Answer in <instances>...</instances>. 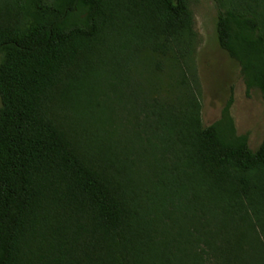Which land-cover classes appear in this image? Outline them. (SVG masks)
Segmentation results:
<instances>
[{
	"label": "trees",
	"instance_id": "obj_1",
	"mask_svg": "<svg viewBox=\"0 0 264 264\" xmlns=\"http://www.w3.org/2000/svg\"><path fill=\"white\" fill-rule=\"evenodd\" d=\"M190 2L0 0V264H264V141L237 133L233 97L209 126L186 79L138 104L154 140L137 133V159L86 111L103 75L118 91L142 65L184 71ZM215 2L264 103V0Z\"/></svg>",
	"mask_w": 264,
	"mask_h": 264
},
{
	"label": "rangeland",
	"instance_id": "obj_2",
	"mask_svg": "<svg viewBox=\"0 0 264 264\" xmlns=\"http://www.w3.org/2000/svg\"><path fill=\"white\" fill-rule=\"evenodd\" d=\"M190 8L195 18V37L191 54L182 61L184 71L165 67L160 73L146 72L142 65L138 68L141 74L133 70L129 82L118 91L111 88L114 79L104 75L95 82L96 96L92 104L86 106L93 132L100 139L112 143L119 153L138 158L134 143L139 132L143 138L149 136L154 140L150 129L154 118L148 109L138 104L151 102L153 98L173 100L182 89L183 79L200 102L204 125L209 126L219 120L227 102L233 97L231 114L237 133L248 135L252 150H257L264 141L262 95L257 89L248 91L239 65L219 45L216 27L219 9L215 0H191Z\"/></svg>",
	"mask_w": 264,
	"mask_h": 264
}]
</instances>
